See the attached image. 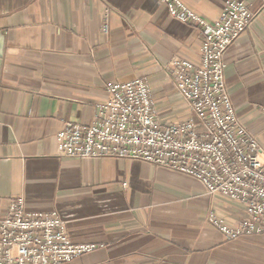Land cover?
Here are the masks:
<instances>
[{
    "label": "crops",
    "instance_id": "obj_1",
    "mask_svg": "<svg viewBox=\"0 0 264 264\" xmlns=\"http://www.w3.org/2000/svg\"><path fill=\"white\" fill-rule=\"evenodd\" d=\"M181 1L214 19L226 0ZM241 1L255 17L223 54L224 82L264 147V0ZM0 33V217L22 197L26 211L56 212L71 242L101 245L61 264H264V233L225 239L207 213L235 223L242 208L194 178L57 150L63 123L89 124L108 81L144 78L157 121L184 120L172 71L198 60V27L173 18L163 0H0Z\"/></svg>",
    "mask_w": 264,
    "mask_h": 264
},
{
    "label": "built area",
    "instance_id": "obj_2",
    "mask_svg": "<svg viewBox=\"0 0 264 264\" xmlns=\"http://www.w3.org/2000/svg\"><path fill=\"white\" fill-rule=\"evenodd\" d=\"M169 14L201 32L198 60L181 59L173 86L188 115L160 124L147 81L134 78L104 84L107 98L96 105L89 124L63 123L56 133L58 153L67 158L142 160L186 174L211 197L237 203L235 223L209 211L206 220L227 240L264 233V147L238 119L224 82L226 48L255 17L241 0H226L220 14L207 19L181 0H163ZM106 31V24L103 25ZM264 112V110H263ZM73 243L56 212H29L22 197L0 217V264H61L100 247Z\"/></svg>",
    "mask_w": 264,
    "mask_h": 264
},
{
    "label": "water",
    "instance_id": "obj_3",
    "mask_svg": "<svg viewBox=\"0 0 264 264\" xmlns=\"http://www.w3.org/2000/svg\"><path fill=\"white\" fill-rule=\"evenodd\" d=\"M3 48H4V37H3L2 34L0 33V59H1V57H2Z\"/></svg>",
    "mask_w": 264,
    "mask_h": 264
}]
</instances>
